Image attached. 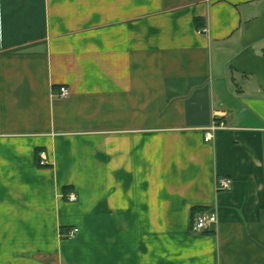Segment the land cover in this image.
<instances>
[{
    "label": "crops",
    "instance_id": "crops-1",
    "mask_svg": "<svg viewBox=\"0 0 264 264\" xmlns=\"http://www.w3.org/2000/svg\"><path fill=\"white\" fill-rule=\"evenodd\" d=\"M0 264H264V0H0Z\"/></svg>",
    "mask_w": 264,
    "mask_h": 264
},
{
    "label": "built area",
    "instance_id": "built-area-1",
    "mask_svg": "<svg viewBox=\"0 0 264 264\" xmlns=\"http://www.w3.org/2000/svg\"><path fill=\"white\" fill-rule=\"evenodd\" d=\"M70 94L69 89L62 87L59 89V97L60 98H67ZM223 125L222 124H218V123H213L204 133V141L205 142H209L211 141L212 137H213V133L219 129L222 128ZM45 161L43 159V161H41V165H45ZM232 188V182L230 179L228 178H221L218 179L215 183V190L217 192H226V191H230ZM69 200L71 202L75 201L76 198L73 195H69ZM210 223H216V217L214 214L209 213V212H199L197 213L194 217H193V221L191 223V232L198 234V233H202L205 231V229L207 228L208 224ZM78 229H72L69 232H67L65 234L67 239H72L75 237V235L77 234Z\"/></svg>",
    "mask_w": 264,
    "mask_h": 264
}]
</instances>
